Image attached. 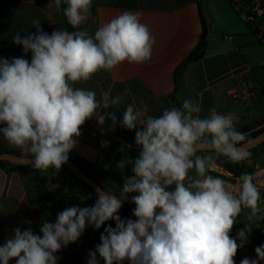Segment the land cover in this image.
<instances>
[{
  "label": "clouds",
  "instance_id": "9594fccd",
  "mask_svg": "<svg viewBox=\"0 0 264 264\" xmlns=\"http://www.w3.org/2000/svg\"><path fill=\"white\" fill-rule=\"evenodd\" d=\"M62 3L75 31L58 28L49 34L34 19L35 32L12 38L25 54L31 53V60L0 57V137L40 171L59 172L78 145L81 127L93 118L99 126L110 120L111 126L135 130L140 150L130 161L133 175L124 178L119 196L111 188H96L93 205L65 208L54 223H42L40 234L31 227L14 228L0 245V264H57L55 253L77 242L86 227L100 229L110 220L115 227L104 228L100 243L88 251L87 264H100V259L104 264H236L253 227L245 223L235 237L230 233L245 209L251 218L264 219L260 190L249 173L228 187L209 172L221 157L233 164L250 159L242 146L245 134L215 108L202 117L200 104L191 99L159 116L134 103L126 106L120 121L115 112L101 114L119 106L123 96L113 97L108 90L98 100L95 91L75 85L123 62L150 60L155 37L140 14L132 12L112 17L92 35L81 26L91 15L93 0H55L57 9ZM133 193L135 219H122L118 212ZM255 254L240 264L264 262V245Z\"/></svg>",
  "mask_w": 264,
  "mask_h": 264
},
{
  "label": "crops",
  "instance_id": "0c3cea01",
  "mask_svg": "<svg viewBox=\"0 0 264 264\" xmlns=\"http://www.w3.org/2000/svg\"><path fill=\"white\" fill-rule=\"evenodd\" d=\"M65 7L62 3L57 9L55 0H0V57L31 60V53L25 54L12 38L18 32L22 36L35 32L34 19H39L42 29L49 34L58 28L70 31L63 15ZM123 12L139 13L155 43L150 60L123 62L110 72L101 70L91 80L75 85L95 91L98 100L108 90L113 97L123 96L119 106L101 110V114L115 112L120 121L126 106L134 103L137 108L146 105L148 115L159 116L165 108H179L185 99H191L200 104L202 117L215 108L218 113L230 116L236 129L245 135L264 127V40L250 31L235 12L231 0H93L91 15L81 28L94 35L99 26ZM202 18L209 31L205 55L181 69V64L199 43ZM234 91L246 97L234 100ZM81 133L77 147L69 155L79 156L100 170H111L119 181H112L106 188L119 192L124 178L133 175L130 161L139 154L135 130H127L119 123L111 126L110 120L99 126L93 118L81 127ZM102 141L108 142L106 147L101 146ZM2 153L22 156L19 149L0 137ZM211 171L231 176L217 161ZM37 175L46 180V190L52 196L45 219L50 223L67 207L95 203L91 191L77 184L63 168L59 172L49 169L38 174H23L19 169L8 173L0 169V245L14 234V228L33 229L37 223V211L43 203ZM254 180L260 190V206L264 208V148L255 156ZM249 213L245 209L240 214L230 233L235 237L245 223L253 227L249 242L234 258L236 264L245 257H255V248L264 245V226ZM26 220L32 221L31 225L23 223ZM91 228L86 227L77 242L55 253L59 257L57 264H87L88 251L94 250L87 239ZM100 264H104L102 259Z\"/></svg>",
  "mask_w": 264,
  "mask_h": 264
},
{
  "label": "trees",
  "instance_id": "16d2710c",
  "mask_svg": "<svg viewBox=\"0 0 264 264\" xmlns=\"http://www.w3.org/2000/svg\"><path fill=\"white\" fill-rule=\"evenodd\" d=\"M202 15V13H201ZM202 24H203V30H202V34L199 40V43L197 44V46L192 50V52L189 54V56L186 58V60L181 64L180 68L184 69L188 64L197 61L199 59H202L205 55V51L207 49V45H208V27L207 24L204 20V18H202ZM69 29L70 31H75L76 29H73L71 27V25H69ZM264 131V127L249 133L246 136V140L243 143L251 140L252 138L256 137L257 135H259L260 133H262ZM263 147L264 148V144H262L261 146L250 150L249 152L251 153V157L248 161L239 163V164H233L230 162H227V159L225 157H221L219 158L217 161V164H219V166L221 168H223L225 171H227L231 176L227 177L223 174L217 173V172H210L211 175L213 176H218L221 179H225V180H233L234 182L237 181V178L242 174V173H249L253 176L254 178V173H255V156L256 153L255 150H257L258 148ZM69 159L75 163L82 171H84L88 176H90L91 178H93L94 180H96L101 186L102 188L107 189L104 184L102 179H109L112 180L114 182H118L119 179L115 178L112 175L111 170H100V168L87 161L82 159L79 156H75V155H69ZM63 169H65V171H67L72 178L74 179V181L77 184H82L84 186H86L92 193V198L94 200V202H96L97 199V195L96 192L91 189L90 187H88L86 184H84L78 177H76L75 175H73L64 165L62 166ZM0 169L1 170H5L8 173H10L12 170L14 169H19L23 174H28V173H35L38 174V172L40 170H36L34 169L31 165H15V164H11L9 162H5V161H0ZM38 181H39V188L41 189L42 193H43V203L41 205V207L38 209L37 213H38V220L37 223L34 225L33 230L39 234V228L41 227L42 223L45 221V219L47 218V208L49 203L52 200V196L51 194L46 190V180L42 179L41 177H39L37 175ZM101 178V179H100ZM255 183V180H254ZM116 194H119V192L115 191ZM135 208V205H129V204H123L122 206V210H123V216L121 217L122 219L125 218H130V219H135V217L132 215L133 209ZM258 222L264 226V219H257ZM111 225L112 227H115V222L114 221H107L104 225L101 226L100 229H95L93 226L91 228V230L88 231L87 233V239L88 241L93 245L94 249L95 246L97 244L100 243V236L101 233H103L104 228Z\"/></svg>",
  "mask_w": 264,
  "mask_h": 264
},
{
  "label": "water",
  "instance_id": "95a60500",
  "mask_svg": "<svg viewBox=\"0 0 264 264\" xmlns=\"http://www.w3.org/2000/svg\"><path fill=\"white\" fill-rule=\"evenodd\" d=\"M251 143L245 142L242 144L243 147H245L248 151L253 150L262 144H264V131L257 135L256 137L249 140ZM0 161L9 162L11 164L15 165H31V163L28 160H25L23 156H18L11 153H2L0 154ZM64 166L76 177H78L84 184H86L88 187L93 189L94 191L96 188L102 187L96 180L88 176L84 171H82L75 163H73L70 159ZM96 192V191H95ZM131 195H136L135 193L129 195V199L124 201L123 204H129L134 205L131 202ZM119 196V194H117ZM118 215L120 217L123 216V210L122 208L119 210Z\"/></svg>",
  "mask_w": 264,
  "mask_h": 264
},
{
  "label": "built area",
  "instance_id": "2783aa9c",
  "mask_svg": "<svg viewBox=\"0 0 264 264\" xmlns=\"http://www.w3.org/2000/svg\"><path fill=\"white\" fill-rule=\"evenodd\" d=\"M235 12L241 16L250 31L264 40V0H231ZM246 95L232 93L234 100H240ZM264 264V262H262Z\"/></svg>",
  "mask_w": 264,
  "mask_h": 264
},
{
  "label": "rangeland",
  "instance_id": "374dc122",
  "mask_svg": "<svg viewBox=\"0 0 264 264\" xmlns=\"http://www.w3.org/2000/svg\"><path fill=\"white\" fill-rule=\"evenodd\" d=\"M263 148L262 147H260L259 149H257V150H255V152L254 153H256L257 154V152L259 151V150H262ZM218 166H219V164H218ZM220 167V166H219ZM221 168V167H220ZM219 170H221V169H219ZM225 181V180H224ZM234 181L232 180H229V181H225V183H227V184H229V185H231V186H233L234 185V183H233ZM103 184H104V186L105 187H108V186H111L112 185V180H109V179H103Z\"/></svg>",
  "mask_w": 264,
  "mask_h": 264
}]
</instances>
